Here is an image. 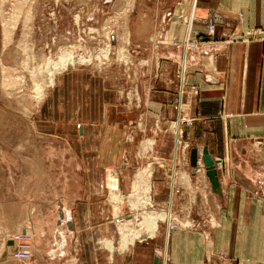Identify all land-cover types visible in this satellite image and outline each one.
Here are the masks:
<instances>
[{"label":"rangeland","instance_id":"374dc122","mask_svg":"<svg viewBox=\"0 0 264 264\" xmlns=\"http://www.w3.org/2000/svg\"><path fill=\"white\" fill-rule=\"evenodd\" d=\"M136 3L137 0H0V264H82L80 246L74 239L71 254L56 255L59 239L52 231L59 201L87 197L86 194L95 199L97 225L105 229L108 222L113 226L115 250L121 245L120 226L125 225V217L138 229L144 210L169 212L170 220H161L153 236H143L162 239L158 252L162 264L165 256L170 263L169 240L175 230L202 234L209 264H232L213 247L217 221L211 206L212 184H202L199 176L204 166L201 170L200 165L194 166L188 159L184 166L179 162V156H187L188 152L181 137L180 117L185 116L178 114L166 125L151 110L147 91L158 77L160 57L156 50L148 51L147 46L136 47V40L142 38L133 39L128 34V18L137 11ZM239 17L242 19L241 13ZM6 27L13 28L8 35ZM263 31L252 29L256 35ZM236 36L235 32L226 35L228 40ZM191 38L175 40V44L187 49ZM149 39L143 38L145 44ZM199 44L190 49H198ZM62 47L76 57L90 60L55 71L56 79L51 83L52 62L59 58ZM78 70L83 71L77 74ZM64 72H72L74 77L66 87L59 84ZM101 85H114L119 90L116 99L117 92L113 95L110 88L107 99L118 103V111L107 123L97 117L102 115L101 105L96 103ZM113 122L121 125L122 134L109 146L112 142L114 148L117 141L121 150H127L131 164L127 170L132 187L127 193L113 157L109 162L108 157L104 158L106 127ZM166 129L176 132L174 154L177 153L169 164L171 183L175 180L170 194L155 196L152 191V195V187L148 192L138 187L140 192L132 194L138 189L136 175L147 176L148 171L151 174L148 157L151 162L168 166L157 159L151 136ZM139 159L144 164L137 163ZM180 171L190 174L191 183L179 181ZM150 184L154 188V183ZM109 204L112 209L116 207L113 215L103 210ZM60 222L73 227L63 205ZM105 236L99 233L100 248L110 245L111 240ZM23 250L31 252L30 258L17 256Z\"/></svg>","mask_w":264,"mask_h":264},{"label":"crops","instance_id":"0c3cea01","mask_svg":"<svg viewBox=\"0 0 264 264\" xmlns=\"http://www.w3.org/2000/svg\"><path fill=\"white\" fill-rule=\"evenodd\" d=\"M136 4L137 11L128 18V34L133 39L142 38L136 40V47L147 46L160 57L158 77L147 91L153 114L166 125L170 119L185 116L180 117L181 137L188 152L179 156L181 165L186 159L191 161L194 147L198 148V165L205 146L216 161L220 188L210 190L217 221L212 234L214 250L226 255L232 264H264V31L258 36L249 33L264 30V0H137ZM229 32L237 36L228 40ZM193 36L200 40L196 50L175 44V40ZM143 38H150L147 44ZM61 77L59 84L65 87L74 79L72 72ZM110 88L113 95L117 92V99L118 88ZM110 88L101 85L96 93L102 114L97 117L105 123L118 111V103L107 99ZM120 129L115 122L106 127L104 158L109 162L113 157L127 193L132 187L127 150H121L117 141L114 148L112 142L109 146L110 141L120 139ZM151 136L157 159L168 164L161 166L148 157L150 182L154 183V188L150 184L151 193L170 194L175 182L171 183L169 171L177 153L176 132L166 129ZM206 171L199 176L202 184L210 185ZM86 195L59 201L52 231L59 239L56 255L71 254L74 239L80 246L82 264H162L160 237H144L128 248L120 245L115 250V241L113 249L110 245L100 248L99 233L112 240L113 226L108 222L105 229L97 225L95 199ZM62 205L69 212L72 228L60 222ZM104 209L113 215L110 204ZM205 249L202 234L175 230L169 240V264H209Z\"/></svg>","mask_w":264,"mask_h":264},{"label":"bare ground","instance_id":"6f19581e","mask_svg":"<svg viewBox=\"0 0 264 264\" xmlns=\"http://www.w3.org/2000/svg\"><path fill=\"white\" fill-rule=\"evenodd\" d=\"M122 7V6H121ZM13 30V28L11 27H6L5 31L6 34L8 35L9 33H11ZM14 32V31H13ZM108 34V33H107ZM108 37L110 38V33L108 35ZM112 37V36H111ZM108 39V38H107ZM110 45V44H109ZM123 52V51H121ZM50 60V59H49ZM90 60V59H89ZM88 59H85L83 56H78L76 57L74 54H72L71 50H68L64 47L61 48V53L59 55V58L55 61H51L52 62V69H50V82L54 83L55 75L54 72L55 71H61L63 70V68L65 69V67L67 68L68 65H77L78 61L84 62V61H89ZM50 84V83H49ZM44 95V94H43ZM176 128V127H175ZM152 144V141H150V145ZM145 146V145H144ZM147 147V146H146ZM153 151V150H152ZM147 170H145L146 172ZM146 174V173H145ZM150 171H148L147 176H142V177H138V174L136 175L137 181L138 183L136 184V188L140 187L143 190H146L147 192L150 190H147L150 188ZM180 181L182 182V184H188L190 182V180L192 179V177H190V174L186 171H180L179 175H178ZM144 183V185H143ZM191 183V182H190ZM143 185V186H142ZM143 187V188H142ZM135 188H133L134 190ZM187 189V188H186ZM190 189V188H189ZM137 192H140V189L138 188L137 190L133 191L132 194H136ZM134 196V195H133ZM151 203V201H150ZM119 205V204H118ZM139 205V204H138ZM151 205V204H150ZM144 206V205H143ZM115 207V206H114ZM114 212H115V208ZM117 211V210H116ZM143 216H142V221L140 219L141 222H139L142 226L141 228H134L131 226V219H127L128 217H125V225L124 226H120V230H122V240H121V246L122 248H128L130 243H133L136 241L137 238H141L143 237L145 234L151 235L153 236L156 231L159 229L160 226V221L164 220V219H169L171 218V214L169 212H154L151 211L150 212H146L144 210ZM115 214V213H114ZM117 214V213H116ZM141 214V213H140ZM140 218V217H139ZM123 223V222H122ZM127 232V233H126ZM169 234H167L168 237ZM144 238V237H143ZM110 242V247H113V240L109 241ZM120 246V247H121Z\"/></svg>","mask_w":264,"mask_h":264},{"label":"water","instance_id":"95a60500","mask_svg":"<svg viewBox=\"0 0 264 264\" xmlns=\"http://www.w3.org/2000/svg\"><path fill=\"white\" fill-rule=\"evenodd\" d=\"M197 157H198V148L194 147L192 149V153L190 156V160H191L190 162H192V165L194 166H196L198 163ZM201 158L205 162V166L207 168L206 173H207V176H209L210 178L213 190L219 191L220 180L218 176V169H217L216 161L212 157L211 151L209 150L208 146L204 147Z\"/></svg>","mask_w":264,"mask_h":264},{"label":"built area","instance_id":"2783aa9c","mask_svg":"<svg viewBox=\"0 0 264 264\" xmlns=\"http://www.w3.org/2000/svg\"><path fill=\"white\" fill-rule=\"evenodd\" d=\"M249 33H253L252 32V30L251 31H249ZM254 34V33H253ZM188 44H186L189 48L190 47H197L198 46V44H199V42H200V40H199V38H197V37H192L190 40H188ZM199 161H200V167H201V170H202V167L204 166V169H205V164H203V160H202V158L200 157L199 158ZM198 167V166H197ZM170 228L172 229V228H174V227H172L171 225H170ZM170 229V230H171ZM30 255H31V252L30 251H27V250H23V252H19V253H17V256L19 257V258H25V259H28V258H30ZM168 257H166L165 256V260H164V262H163V264H167L168 263Z\"/></svg>","mask_w":264,"mask_h":264}]
</instances>
